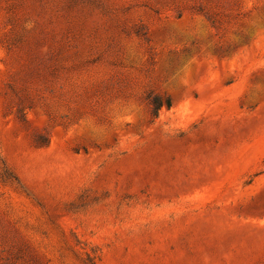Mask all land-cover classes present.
<instances>
[{
  "label": "rangeland",
  "instance_id": "obj_1",
  "mask_svg": "<svg viewBox=\"0 0 264 264\" xmlns=\"http://www.w3.org/2000/svg\"><path fill=\"white\" fill-rule=\"evenodd\" d=\"M0 264H264V0H0Z\"/></svg>",
  "mask_w": 264,
  "mask_h": 264
},
{
  "label": "trees",
  "instance_id": "obj_2",
  "mask_svg": "<svg viewBox=\"0 0 264 264\" xmlns=\"http://www.w3.org/2000/svg\"><path fill=\"white\" fill-rule=\"evenodd\" d=\"M149 106L151 108V114L153 118L157 119L160 115V112L164 107L171 109L173 106L172 98L161 97V96H152L149 98Z\"/></svg>",
  "mask_w": 264,
  "mask_h": 264
}]
</instances>
